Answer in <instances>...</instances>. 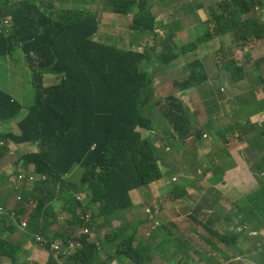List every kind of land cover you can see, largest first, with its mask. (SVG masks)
Wrapping results in <instances>:
<instances>
[{"label":"trees","instance_id":"obj_1","mask_svg":"<svg viewBox=\"0 0 264 264\" xmlns=\"http://www.w3.org/2000/svg\"><path fill=\"white\" fill-rule=\"evenodd\" d=\"M107 4L117 14L133 13V29L143 34L157 31V37H161V31L163 37L173 38L170 25H157L147 0H107ZM258 6L264 7V0H222L209 9L212 32L198 43L232 35L234 42L241 44L230 49L222 47L215 54L226 58L220 83L227 89L238 88L246 80L247 68L239 60L242 55L264 48V21L256 13ZM99 16L98 10L82 7L67 9L62 18L55 20L36 4L21 2L11 12V27L0 34V57H25L30 63L35 92L33 104L25 108L0 89V123L17 125L16 132L1 134V138L9 149H18L25 139L39 142L38 151L30 157L17 151V174L12 175L17 177L21 168L34 165V192H23L28 207L33 209L29 218L24 217V209L7 208V198L19 192L11 175L1 179L5 187L0 186V256L14 264L15 243L8 241L7 235L14 233L17 223L24 220L29 233L44 234L47 218L57 220L64 214L63 223L68 228L77 220L82 224L78 211L84 208L90 210L94 234L81 237L80 251L72 254L73 264H240L260 257L264 235L257 236L254 231L260 233L264 227L258 224H264L262 214L257 215V210L264 207V198L254 197L256 190L238 205L230 182L208 185L212 199L206 208L188 214L199 227L192 226L186 216H176L173 210L161 214L160 206L149 214H131L129 209L139 190L163 180L170 185V178L164 173V158L145 136V130L152 129V112L146 114L147 105L152 104L153 115L158 110L163 116L155 121L160 123L161 134L169 129L175 137L179 136L177 139L195 137L201 141L204 132L193 125L189 109L179 95L151 99L153 78L147 72L151 69L148 53L124 50L95 39ZM196 46L187 45L181 53H191ZM160 56L170 64L178 54L167 52ZM190 72L191 77L181 86L183 93L204 83L211 84L203 66ZM47 74L61 79L57 84L45 85ZM220 93L223 94L221 89ZM205 109L208 115L218 108ZM263 113L264 101L258 103L254 115L217 131V135L227 132L224 146L219 141L206 153L195 152L181 164L177 162V173L184 175L185 180L172 190L175 199L193 194L200 197L203 190L195 187L194 180L208 184L224 169L236 167L232 150L261 146L264 126L260 120L264 117L257 120L255 116ZM232 126L234 130L230 129ZM257 169L259 173L264 171V159ZM221 210L230 220L221 219L214 226L208 218ZM170 214L175 218L171 219ZM156 220L158 224L151 230L149 226L155 225ZM177 228L184 229L185 234ZM141 230L155 241L149 249V241ZM63 235L67 240L70 237L66 232ZM156 255L160 257L157 261Z\"/></svg>","mask_w":264,"mask_h":264},{"label":"crops","instance_id":"obj_2","mask_svg":"<svg viewBox=\"0 0 264 264\" xmlns=\"http://www.w3.org/2000/svg\"><path fill=\"white\" fill-rule=\"evenodd\" d=\"M24 1H33V0H24ZM37 6L41 7L44 11V13L51 14V18L57 20L62 18V13L67 10V9H73L75 7L71 5H65L63 3V0H50L49 2H45V0H35ZM91 0H82V1H75L73 0L72 2H78L77 4L79 6H84L86 8V5L90 2ZM98 2V5L94 8L92 6L91 9L93 10H98L100 12V25L104 22L103 18L106 15V12H111L110 5L107 4V0H96ZM148 1V6L151 10L152 6L154 4H158L160 7L165 8V9H170L167 12L160 13L155 17L156 22L158 23H163L165 22L166 24L170 25L173 31V38L169 37H163L164 32L158 31L161 35V37L156 36V32L154 33V37L156 38V41L154 42V48L158 47L159 44H163L165 42H173V41H178L177 44L174 46V50L171 53H176L178 54V57L175 61H173L168 65L170 69L178 67V66H184L187 71H189L190 75V69L193 70L197 66H203L206 71L207 67L208 69L211 68H218V67H223L226 62V58L223 55L220 56H215L217 51L222 50V47H228V46H235L234 40L231 39L230 37L232 35H227L225 37L227 38H219L215 41L210 42L209 44L205 43H198L199 39L202 38L206 34L209 28H211L209 24V9L215 6H211L207 13L206 10H202V17L199 22H193L189 23L185 21L186 16H194L196 13L193 10H188L184 13H181L178 11V7H172L173 4L177 2V0H172V2H169V0H147ZM189 0H184V2H188ZM23 2L22 0H0V29H6V25H4V22L9 21L12 19L11 17V12L13 11L15 5L18 3ZM105 2V3H104ZM215 3V2H213ZM103 5V6H101ZM216 7V6H215ZM55 9H60L61 10V15L58 16L55 14ZM152 12V11H151ZM153 14V13H152ZM115 19L119 21L117 23L116 21L113 20V25L119 26L118 30H114L111 28V26L106 25L103 23L100 28L102 29H109V30H114L117 32H120L123 28L122 26H128L131 27L133 23V14H116L115 13ZM11 24V23H10ZM184 24L188 25V29L190 32H192V37L189 40H192L190 43L185 44L188 40H179V37L184 30ZM9 25V24H8ZM7 30V29H6ZM212 30V28H211ZM143 33H139L138 36H135L134 40H130L129 44L126 46V42L123 38V36H118V37H113L109 36L108 38H104V41L109 42L112 46H117L121 49L124 50H134V51H139L140 47L144 43H139L138 41L144 39L142 35ZM99 35V34H98ZM190 44H196V48L193 52L188 53V54H183L181 53V50ZM171 49H160L158 50V57L160 58L162 53H166ZM257 50V49H256ZM256 50H253L251 52H246L242 55L240 60V63L244 65V60L248 57V54L254 53ZM17 57V58H16ZM21 54H18L17 56H4L0 57V60H6L10 63L11 66L16 65L17 62L21 63ZM244 59V60H243ZM255 59V58H254ZM254 62V61H253ZM27 66L24 65L23 70L27 71L28 75L31 77L30 83H32V71L30 68V63L29 61L26 60ZM22 65V64H21ZM216 68V69H217ZM261 71L264 70L260 69ZM218 71V69H217ZM263 72V71H262ZM211 75V74H210ZM220 73L218 71L217 75H211V79L213 81L218 80L220 77ZM24 83H26V87H19L17 86L16 88H8L7 90L0 87L1 90L5 91L8 93L13 99L18 100V98L22 97L23 92L27 88L29 90V82L25 80V77H23L22 80ZM203 85V84H202ZM201 85V86H202ZM201 86L194 88V92L197 96V100L199 103L203 104L204 108H215L217 107L218 109L214 114H208L205 117L195 119L192 118L190 113V120L192 121L193 125L195 127H201L203 129L204 135H210V136H215V138L218 137L217 131L219 129L225 128L231 123H238L246 116L248 115H254L258 106L259 102L264 101V85H262L263 90L261 92H258L257 95L255 94L254 91L249 89L247 87L243 88L241 90H233L236 89L234 87L228 88L225 85L221 84H216L215 85V91L211 92L209 94V91H211V87L207 88H202ZM226 88V97L223 98V94L220 93V88ZM180 91L178 87H176ZM32 90L34 91L33 88V83H32ZM20 92V93H19ZM22 93V95H21ZM175 93V92H173ZM172 93V94H173ZM182 96H184V93L180 91ZM168 94L167 97H171ZM164 97V96H160ZM19 101V100H18ZM152 107V104H151ZM189 112V111H188ZM264 114V113H263ZM262 114V115H263ZM258 115V114H257ZM264 117V116H263ZM261 117V118H263ZM260 118V119H261ZM157 124L156 130L158 131L160 123H155ZM17 131V125L15 122H9V123H0V133L1 134H6V133H13ZM174 132H170L169 129H166V132L162 134L163 141L158 142L157 148L159 153L165 158V172L168 173L171 170L175 169V167H170L167 158L174 157L175 160L177 161H183L187 157L191 156L195 152H199L201 154L206 153L209 148L213 145L216 144V139L213 141H210L209 139L203 138L201 141L196 140L195 138H187V139H177L178 135L175 137ZM19 147H28L31 149V151L36 150L37 147L35 145L27 144V145H20ZM194 148V150H192ZM30 151V152H31ZM5 153V151L3 150ZM172 153V156H169L168 153ZM1 160V159H0ZM7 162L5 158H2L0 163ZM18 168V167H17ZM10 175V174H9ZM8 176L5 175L3 177ZM181 177V176H178ZM248 181V180H247ZM154 187H164L165 189L168 188L167 181H161L159 184L153 185ZM152 186V187H153ZM151 187V188H152ZM8 199V198H7ZM14 200V199H13ZM156 201V196L155 194H149L146 197V202L149 204H152ZM7 202H11L7 201ZM250 205V204H249ZM66 219V216L63 214L61 215L57 220L53 219V225L50 226V231L54 233L55 231H58L55 229L56 226H64V220ZM259 225H264L260 221H258ZM5 236V235H3ZM8 241L12 240L14 242L19 241L21 243V247L18 251L19 257H20V262L23 264H37L39 262H46L47 256L43 252L40 251V248L38 245H31L30 240L26 238L25 232H20L19 230H15L14 233L11 235H7ZM252 252H255V250H252ZM256 257V256H255ZM257 258V257H256ZM0 264H10V262L6 259L0 256ZM58 264H64L63 261L59 262ZM240 264H254L249 261H241Z\"/></svg>","mask_w":264,"mask_h":264},{"label":"rangeland","instance_id":"obj_3","mask_svg":"<svg viewBox=\"0 0 264 264\" xmlns=\"http://www.w3.org/2000/svg\"><path fill=\"white\" fill-rule=\"evenodd\" d=\"M23 2H28V1H24ZM50 0H45V2H49ZM73 0H63V3L65 5H71L75 8H85L84 6H79L77 3L72 2ZM75 1H82V0H75ZM104 1V0H103ZM222 1V0H221ZM32 3H36L35 0L31 1ZM169 2H172V0H169ZM215 2V3H213ZM218 0H189L188 2H184V0H177V2L175 4L172 5L171 8L173 7H178L180 4V6L178 7V11L181 13H184L188 10H193L196 15L194 16H186L185 17V21L189 22V23H193V22H199L201 17H202V10H206V13L208 11V9L213 6L215 4V6L218 5ZM19 4V3H18ZM17 4V5H18ZM15 5V6H17ZM98 5V2L96 0H91L87 5L86 8H91L92 7H96ZM219 10V8H217ZM170 9H165L160 7L158 4H154L151 8V11L153 13L154 16L163 13V12H167ZM61 10L60 9H55V14L60 16L61 15ZM117 14V13H116ZM133 14V13H131ZM50 17L51 14H48ZM134 16V14H133ZM157 17V16H156ZM104 22L106 25L111 26L112 29L114 30H118L119 26L117 25H113V20L116 21L117 23H119V21H117L115 19V12L111 13V12H106L105 17L103 18ZM102 23V24H103ZM101 24V25H102ZM160 23H158L157 21V25H159ZM100 25V26H101ZM188 25L184 24V30L182 31L179 40H188L185 44L190 43L192 40H189L192 37V32H190L187 27ZM122 30L120 32L114 31V30H109V29H102L99 28V35L95 38L97 41H104V38H108L109 36H113V37H118V36H123L125 42H126V46L129 44L130 40H134L135 36H138L139 33H141L140 31H137L136 29L128 26H122ZM143 37H145L144 39L138 41L140 44L146 42V44H143L140 47V50L137 52H141V53H148L149 54V60L148 62L151 64V69L148 70L147 72L151 74L152 78H153V86L151 87L150 93L152 95L151 99H159L160 96H164L167 97L168 94H172L170 96L173 95H179L184 103H185V108L189 109V113L191 115L192 118L198 119L205 117L207 115L206 113V109L204 108L203 104L199 103L197 100V96L194 92V89H186L187 91L184 93V96H182V94L180 93V91L182 90L181 86L187 82L189 80V78L191 77L189 71H187L185 69L184 66H178L175 68L170 69L169 66L166 64L158 57L159 53L158 50L160 49H171L168 52H173L176 51L174 50V46L177 44L178 41H173V42H165L163 44H159L158 47L154 48V42L156 41V38L154 37V34L152 33H144L142 34ZM227 38V37H224ZM233 39V36L230 37V40ZM232 46H228L227 48H231ZM261 51L264 53V51L261 49ZM262 52H256L254 53H250L248 54V57L244 60V66L247 68V77L246 80L242 83V85L236 89L233 90H241L243 88H245L246 86L251 89L252 91L255 92V94L257 95L258 92H261L263 90L262 85H264V77H262L264 74L260 69L264 68V60H263V53ZM167 53V52H166ZM17 58V57H16ZM255 58V59H254ZM26 58L25 57H21V60L19 62L16 63V65L11 66L10 63L6 60H0V87L4 88V89H8V88H16L17 86L19 87H26V83H24L23 77H25V80L27 82H29V90H27V88L25 89V91L23 92L22 97L18 98V100L26 107H29L33 104L34 102V96H35V92L32 90V83H30L31 77L28 75L27 71L23 70L24 65L27 66L26 63ZM254 61V62H253ZM22 64V65H21ZM209 72L211 75H217L218 71L216 68H209ZM209 78H211L210 76H208ZM61 77L60 76H56V75H46L44 77V83L45 85H53V84H57L60 81ZM208 84L204 83L201 87L202 88H207ZM178 87L179 89H181L180 91H177L178 89L176 88ZM20 93V92H19ZM146 114H150V111L148 109L145 110ZM194 111L196 113H194ZM264 114L262 115H258L256 116L257 120H260L261 117H263ZM152 122H153V126L156 127L155 121L161 120L163 119L162 114H160V111H155L153 116H150ZM237 128H239L237 126ZM231 130H234L235 127L232 126L230 128ZM147 134H154L153 137L151 138V140L154 143H158V142H162L163 141V137L162 134L159 131H153L151 132L146 131ZM227 135V132H224L222 135H218L219 141L221 143L222 146H224L226 144L225 141V136ZM208 139L210 141H213L217 138H215V136H210L208 135ZM37 144L39 142H36ZM169 156H172V153H168ZM9 162H13V160L5 162L4 163H0V186L5 187L4 184H2V178L5 175H11V179H12V183L16 184L18 188H22L25 185V181H24V175L28 172V169H30V166L26 168H21L20 171L22 172L21 175H18L17 177H13V174H17V166H15V164H11L8 165ZM243 174V170H234L231 171V175L232 180L230 182V189L231 191L238 196V205L239 204H243V202L247 199V197L251 196L253 191L256 188V182L253 181V183H249V182H245V178H243L242 176ZM226 177H220L216 180H213L212 182H209L208 184H203L201 182H199L198 180H194L193 184L195 185V187L201 188L203 191L201 192L200 197H196L194 194L193 195H189L188 197L183 198L180 201H177L176 203L173 202V197L170 194H162L161 199L157 201V205L160 207H164V212L165 213H169L171 210H173L174 214L178 217H183L186 216L187 221L194 227H199V225L197 223H195L191 218L188 217V214L190 213H196L198 208L204 207L207 205L208 201L210 199H212V194L208 193L209 187L208 185H219L222 184L223 180ZM244 179V181L242 180ZM177 184H182L181 181H179ZM151 186H149L146 189H150ZM145 189V190H146ZM157 190H159L158 187H152L151 191L149 192V194H155V196L157 195ZM143 191V190H141ZM8 194L11 195V191L8 190ZM15 197H9L7 199L8 202L7 204V208L9 210H14L17 208H25V201L24 199H16L13 200ZM133 201L135 203H138V205L140 206V208L142 209H146L148 204L142 193L137 194L136 197H133ZM228 207H230V202H227ZM249 203H247V208H249ZM88 210V209H87ZM90 211V210H88ZM131 212V214L133 213V210H129ZM32 212L31 209L26 208V212H25V216L28 217L29 214ZM131 214H127L129 217H131ZM226 214L225 210H221L220 212H215V214H213V216H210L208 218L209 222L211 224H213L214 226H217L218 223L220 222L221 219L225 220V221H229V217ZM170 218L174 219L175 217L170 214ZM51 219V218H50ZM49 219V220H50ZM232 223H234L235 221L231 220ZM56 230L60 231V232H66L67 234L71 235L72 234V230L71 228H68L67 226H56L55 227ZM176 230H180V232L185 234V230L180 228V229H176ZM142 234L145 235L146 239L149 241L146 249H149L150 247H152L155 244V241H150L149 240V235L148 233L144 232L143 230L140 231ZM194 257H197L196 254L194 253ZM156 261L160 258L159 255H156ZM155 261V259L153 258V262Z\"/></svg>","mask_w":264,"mask_h":264},{"label":"clouds","instance_id":"obj_4","mask_svg":"<svg viewBox=\"0 0 264 264\" xmlns=\"http://www.w3.org/2000/svg\"><path fill=\"white\" fill-rule=\"evenodd\" d=\"M220 1L221 0H218L217 3H219ZM256 13L264 21V7L258 6L256 9ZM126 15H128V14H126ZM133 18H134V16H133ZM11 20L12 19H10V22L8 23L9 25H6V27H5L6 29L11 27V25H12ZM4 25H5V22H4ZM0 30H1L0 34H2L5 29H0ZM208 32H212L211 28L208 29V31L206 32V34L204 36H206L208 34ZM204 36H202V38ZM204 43L209 44L210 40L208 42H204ZM234 44H235V46H233L231 48L241 47V44H237L235 42H234ZM261 49L264 51V48H261ZM261 49L258 51H255L254 54L256 52H262ZM263 60H264V53H263ZM226 63H227V61L225 62V65L223 67H218V68L216 67L220 73V76H219L220 78L218 80L213 81L211 78H209V82L211 84L208 85L207 87L210 86L212 89L211 91H209V94H211L212 91L213 92L215 91V85L216 84H221L220 83V79H221V75H222L221 68H224L226 66ZM207 72H208V76L211 77L208 67H207ZM220 89L222 90L223 94H226V88L221 87ZM165 98H167V97H161L159 99H165ZM147 109L152 112V116H153L151 103H149L147 105ZM258 115H261V114H258ZM258 115H256V116H258ZM256 116H255V118H256ZM260 125L264 126V119L260 120ZM156 128H157V124L155 127V126H153V122H152V129H150V131L151 132L157 131ZM146 131H149V130H145L146 138L151 139L154 134H147ZM187 138H195V137H187ZM187 138H185V139H187ZM204 138L208 139V134L204 135ZM217 141H218L217 143H219L218 137H217ZM27 144L35 145L37 147V149L33 150V151H31V149L28 147H19L18 149L15 147H11V149H9L7 142L1 138V133H0V149L2 150V151H0V159L2 160V158H5L7 160V162L10 160L11 161L13 160V162L8 163V165H11L12 163L15 164L14 161L17 157V151L18 150H19V155H28L29 157L32 156L33 153H36L38 151V144L36 142H31V141L25 139V142L22 145H27ZM154 144L157 148V144L156 143H154ZM3 150L5 151V153L3 152ZM192 150H194V148H192ZM232 151L235 154V159L238 162V165L234 168H231V169L230 168L224 169L223 171L218 173L216 176H213L209 180V182H212L213 180H216V179L223 177V176L226 178L223 180L222 183L231 182L232 177H233L231 175V171L243 170L242 176H243V178H245V182L250 183L251 180L256 182V188H255L256 193H255L254 197L264 198V171L259 173V171L257 169V164L259 163V161L261 159H264V142L262 143L261 146L253 147L250 149H234ZM157 152L159 153L158 148H157ZM1 153H4V157L1 156ZM164 162H165V158H164ZM167 162H168L170 167H175V169L171 170L168 173H166L164 170L165 175L170 178V180H169L170 185L168 186L167 189H165L164 187L158 186L159 190H157L156 201L152 204H148L146 209L140 208L138 203H135L134 206L131 207V209H129V210H133V213H135V211H137L139 214L151 213L152 209L158 206L156 203L158 200L161 199L162 194H170L173 197L174 203L185 198V197H183L180 200H176L174 195L172 194V190L181 185V184H177V183L179 181H181L183 184L184 180H185L184 175L177 173V164L176 163L178 162L179 164H181V161H177L174 159V157H171V158H167ZM15 166H16V164H15ZM28 166H30V169H28V172L24 175L25 185L21 189L17 187L19 194L14 196L15 197L14 200L24 199V201H25V198L23 197V192L24 191L26 193H33L34 192L33 186H34L35 182L37 181V178H36L35 174L33 173L34 165L30 164ZM178 176H181V177H178ZM242 180L244 181V179H242ZM11 182H12V180H11ZM159 183H154V184H151L150 186L152 187L153 185H156ZM167 185H168V182H167ZM145 189H142L143 191H141V190H139V191H140V193L143 194L144 199L146 201V197H147V195H149L151 188L146 189V190ZM247 199H248V197H247ZM26 208H29V207H28V203H26V201H25V208H17V209H14V211L24 209L26 212ZM161 208H162L161 214L165 213L164 212L165 208L164 207H161ZM29 209H31L33 211L32 208H29ZM30 214H29V216H30ZM258 214H262V216L264 218V207L257 210V215ZM29 216L26 217L24 215L25 218H29ZM78 216H79V219L82 221V224L79 222V220H77V222L75 223V225L73 227H69L72 230V234L70 235L68 240L65 238V236L63 235L62 232L55 231L54 233H52L50 231V226L53 225V223H54L53 220L50 218H47L45 223H44V226L46 227V232L44 234L29 233L27 230H25L26 221H24V220L16 224L17 229L20 232H25L26 238L28 240H30L31 245H38V247L40 248V251L43 252L44 254H46V256H47L46 262H39L37 264H58L61 261H63L64 264H73V261H71L72 254L78 253L80 251L81 243L79 240L81 239V237L83 235H88V234L93 235L94 234V228L92 229L90 227V223H91L90 212L85 211V209L82 208V211H78ZM157 224H158V221L156 220L155 225L149 226L150 229L152 230V228L155 227ZM254 234H256L257 236L259 234L264 235V227L260 233H257V231H254ZM14 243H15V253H14V257H13V263L14 264H23L20 262V257L18 254V251L21 247V243L19 241H16ZM263 256H264V250H263V253L261 254L260 257L251 260V262L254 264H264V257Z\"/></svg>","mask_w":264,"mask_h":264},{"label":"built area","instance_id":"obj_5","mask_svg":"<svg viewBox=\"0 0 264 264\" xmlns=\"http://www.w3.org/2000/svg\"><path fill=\"white\" fill-rule=\"evenodd\" d=\"M8 23H9V21H6V22H5V25H8ZM0 32H1V30H0Z\"/></svg>","mask_w":264,"mask_h":264}]
</instances>
